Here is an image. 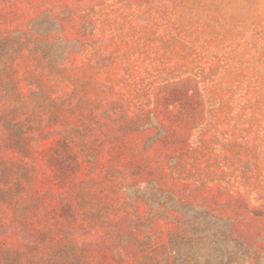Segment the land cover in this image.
I'll return each instance as SVG.
<instances>
[{
	"label": "rangeland",
	"instance_id": "rangeland-1",
	"mask_svg": "<svg viewBox=\"0 0 264 264\" xmlns=\"http://www.w3.org/2000/svg\"><path fill=\"white\" fill-rule=\"evenodd\" d=\"M0 264H264V0H0Z\"/></svg>",
	"mask_w": 264,
	"mask_h": 264
}]
</instances>
